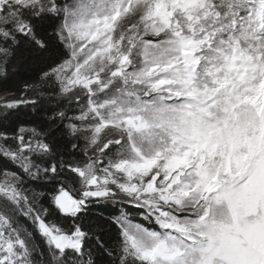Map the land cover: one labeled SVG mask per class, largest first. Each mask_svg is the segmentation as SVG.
Here are the masks:
<instances>
[{
    "label": "snow or ice",
    "instance_id": "snow-or-ice-1",
    "mask_svg": "<svg viewBox=\"0 0 264 264\" xmlns=\"http://www.w3.org/2000/svg\"><path fill=\"white\" fill-rule=\"evenodd\" d=\"M26 54L0 264H264V0H0V76Z\"/></svg>",
    "mask_w": 264,
    "mask_h": 264
},
{
    "label": "trees",
    "instance_id": "trees-1",
    "mask_svg": "<svg viewBox=\"0 0 264 264\" xmlns=\"http://www.w3.org/2000/svg\"><path fill=\"white\" fill-rule=\"evenodd\" d=\"M48 58L47 56H35V55H25V58L19 62H16L8 69L7 76H0V94L5 92L15 93L19 95L24 83L33 82L42 69H45L47 66ZM38 98L47 101L49 94L47 91H41L38 95ZM55 105H49L47 103H42L40 107L33 108L27 107L22 108L18 113L20 120H23L29 124L35 123L37 125L43 126V122L46 120L47 115L49 114L47 109L49 107H54ZM17 119L16 116H13L10 121L0 122V128L8 127L11 128L14 126V122ZM29 187L34 189L37 192H49L50 189L44 187L42 184L37 186L36 184H30ZM114 210L112 206H96L93 208V219L95 215L103 212L105 216L112 213Z\"/></svg>",
    "mask_w": 264,
    "mask_h": 264
},
{
    "label": "rangeland",
    "instance_id": "rangeland-1",
    "mask_svg": "<svg viewBox=\"0 0 264 264\" xmlns=\"http://www.w3.org/2000/svg\"><path fill=\"white\" fill-rule=\"evenodd\" d=\"M136 219L138 220V217H136Z\"/></svg>",
    "mask_w": 264,
    "mask_h": 264
}]
</instances>
